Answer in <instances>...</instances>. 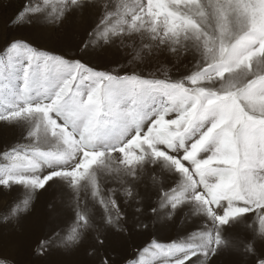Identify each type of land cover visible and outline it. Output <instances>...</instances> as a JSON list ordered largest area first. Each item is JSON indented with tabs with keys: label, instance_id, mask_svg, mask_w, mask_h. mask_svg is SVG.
Returning <instances> with one entry per match:
<instances>
[{
	"label": "snow or ice",
	"instance_id": "obj_1",
	"mask_svg": "<svg viewBox=\"0 0 264 264\" xmlns=\"http://www.w3.org/2000/svg\"><path fill=\"white\" fill-rule=\"evenodd\" d=\"M78 15L87 38L76 57L22 38L0 47V123L21 127L27 141L0 149V188L24 189L0 220L19 221L39 191L60 184L74 220L33 255L88 242L94 264H116L109 238L127 230L122 196L136 205L137 229L148 228L146 212L170 220L188 209L202 221L122 264H212L226 251L264 264V0H29L6 26ZM117 42L133 50L127 66L83 60L90 47ZM165 51L195 63L176 77L159 60L139 66ZM6 247L0 264H15Z\"/></svg>",
	"mask_w": 264,
	"mask_h": 264
},
{
	"label": "rangeland",
	"instance_id": "obj_2",
	"mask_svg": "<svg viewBox=\"0 0 264 264\" xmlns=\"http://www.w3.org/2000/svg\"><path fill=\"white\" fill-rule=\"evenodd\" d=\"M28 2L29 0H0V47L6 40L22 38L39 48L76 57L87 38L85 32L87 18L78 15L61 25H56L47 23L42 17H32L31 23L6 26L9 18ZM31 2L34 6L43 4V0H31ZM51 3L55 4L57 0H51ZM48 10L51 11V5ZM136 43L138 44V41ZM132 54H134L132 48H121L117 42L111 46L90 47L83 60L91 66L103 70L118 65L127 66ZM157 60L163 62L164 66L170 69L169 74L173 77L190 69L195 63L191 53H182L176 57L165 51L158 55L154 52L144 64L139 66L145 69L160 67L156 63ZM24 136L26 133L21 127L0 123V149H3L5 145L27 143ZM168 183L170 186H174L171 178ZM115 186L112 183L107 185L108 188ZM140 190L145 196L146 202L155 201V195L151 189L145 191L141 186ZM23 192L22 186H14L11 190L0 188V215H3L4 210L13 201L22 197ZM119 199L122 209L128 215V222L125 232L113 233L109 238V251L116 264H122L126 257H131L138 249L147 247L153 241L169 244L173 240L190 235L202 224L197 216L190 214L188 209H184L170 220L153 221L150 214L146 212L141 220L148 224V228L137 229L133 212L136 205L126 204L122 196ZM73 220V208L68 203L67 194L62 185H52L46 191H39L35 195L31 211L19 221L4 223L0 220V246H7L6 254L15 261V264H94V258L88 255V242L71 253L57 243L46 255H33V248L38 240L45 238L53 231L59 233L66 230L71 226ZM245 223L251 224L252 220ZM244 228V224H241L238 226V231L243 232ZM212 264H250V260L240 253L226 251L217 256Z\"/></svg>",
	"mask_w": 264,
	"mask_h": 264
}]
</instances>
